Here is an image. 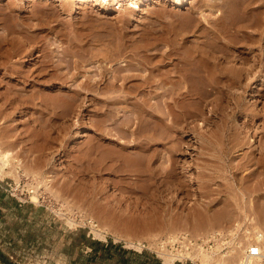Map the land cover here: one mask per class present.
I'll list each match as a JSON object with an SVG mask.
<instances>
[{"label":"rangeland","instance_id":"374dc122","mask_svg":"<svg viewBox=\"0 0 264 264\" xmlns=\"http://www.w3.org/2000/svg\"><path fill=\"white\" fill-rule=\"evenodd\" d=\"M262 45L264 0H0V158L12 153L0 172V255L14 264H169L155 254L160 238L245 223L264 232ZM125 73L139 74L128 85L141 74L166 79L145 104L162 125L148 112L153 126L136 125L140 91H95ZM181 78L188 89L172 92ZM237 139L229 161L220 145ZM141 141L150 168L163 172L154 181L137 177L148 165ZM200 176L211 185H197ZM180 261L170 264H206Z\"/></svg>","mask_w":264,"mask_h":264},{"label":"bare ground","instance_id":"6f19581e","mask_svg":"<svg viewBox=\"0 0 264 264\" xmlns=\"http://www.w3.org/2000/svg\"><path fill=\"white\" fill-rule=\"evenodd\" d=\"M202 13H203V12H202ZM73 27H76V26H73ZM76 28H77V27H76ZM54 29H55V28H54ZM61 29H62V28H61ZM57 30H60V29L57 28ZM57 30H56V31H57ZM52 31H53V30H52ZM62 32H63V31H62ZM62 32H61V30H60V32L58 31L57 33L59 34V33H62ZM66 32H67V31H66ZM53 33H54V32H53ZM55 33H56V32H55ZM57 33H56V34H57ZM65 34H66V33H65ZM65 34H64V32L62 33V35L66 36ZM62 35H61V36H62ZM67 36H68V34H67ZM80 43H81V42H80ZM80 43H79V45H77L78 47L80 46ZM262 43H263V42H262ZM81 44H82V43H81ZM82 45H83V44H82ZM262 46H263V45H262ZM262 46H260V47H262ZM80 47H81V46H80ZM80 47H79V48H80ZM82 47H83V46H82ZM82 47H81V48H82ZM81 48H80V49H81ZM263 48H264V46H263ZM82 49H83V48H82ZM167 53H168V52H167ZM262 53H263V52H262ZM168 54H169V53H168ZM168 54L163 55V58H167V57L169 56ZM64 55H65V52L63 51V52H62V56H60V58L63 59ZM81 55H82V54H81ZM81 55H77V56H76L77 58H74V59L72 58V60H73V64H74V67L77 68V69H79V68L81 67V57L83 56V55H82V56H81ZM257 55H258V56H261L260 53L257 54ZM207 67H208V66H207ZM103 72H105V71L103 70ZM103 72H102V74H103ZM133 74H134V73H133ZM103 75H104V74H103ZM135 75H136V76L138 75L137 78L139 77V74H135ZM135 75L128 74V73H127V74L125 73V74H123V75H119V74H118V75H117V74L115 75V74H114V77H113V78H115V79L112 80V82H111V81H110V82L108 81V83H107V82H104L103 84H101V83L99 84V82H97V84H94L93 87H95L97 90H95V89H94V90L97 91V92H99L100 94H101V93L103 94V92H104V94H105V92H107V91H108V92L110 91L111 93H113L112 91H114V92H115V91H119V93L122 92V94H123L124 91H126V90H131V89H134V90H136V91L138 90V92L140 91V93H142V94L140 95V97L143 96L144 98H142V99H143V100H142V102H143V106H141L142 103H140L139 98H137L139 101H138L137 99H135V100H137V101L140 103V104L137 103L138 106H136V109H137V107H139V105H140L139 109L141 110V111H138V112H140V113H139V115H137L138 121H137V122L135 121V122H136V125H137V124L140 125V126H138V127H142L143 125L145 126V125H146V122H145V119H146V118H147V122L150 124V122H149L150 120H149V119H152V117H153V118H154V117L158 118L157 120H158L160 123H158V121H157V124H161V123L163 124L165 120L162 118L163 116L160 115L161 113L156 114L158 111H157L156 109H154V108H151V109H154L156 113L153 112L154 110L150 111V110H151L150 107L148 108V109H150V110L147 111V107H148V106L145 108V104H147V103H146L147 99H148V102H149V97L151 98V96L148 97V95L153 91L151 88H153V87L156 88V89H163V88H165L166 86H165L164 82H167V81H165L166 79L162 78V80H161V79H160V80H157V79H155V78H151L149 75H148V76H145V75H142V74H141V75H140V77H141L140 79L135 78V79L138 80V81H134V83L131 82L130 85H128V84H127V81H128V80L130 81V79H131L132 77H134ZM136 76H135V77H136ZM104 77H105V76H104ZM120 79H121V83L119 84L118 81H119ZM181 79H182V78H181ZM181 79H180L179 83H176L178 80L175 82V84H177L176 86H173V87H171L172 85L170 86L171 89H172V92H175V93H178V92H179V93H180V92L182 91L183 88L188 89V87H186V85H188V84H186V81H183V79H182V80H181ZM128 83H129V82H128ZM164 86H165V87H164ZM170 87H169V88L167 87L168 90L170 89ZM171 89H170L169 91H171ZM165 90H167V89L165 88ZM131 91H132V90H131ZM136 91H135V92H136ZM127 92H128V91H127ZM127 92H125V93L128 94L129 92H128V93H127ZM78 93H79V92H78ZM115 93H117V95H118V92H115ZM122 94L120 93L119 95H122ZM126 94H125V95H126ZM138 94H139V93H138ZM138 94H137V95H138ZM151 94H152V93H151ZM119 95H118V96H119ZM137 95H136V96H137ZM118 96L113 97V100H114V98L118 99V98H119ZM123 96H124V94H123ZM126 96H128V95H126ZM100 97H101V96H100ZM124 97H125V96H124ZM124 97H123V98H124ZM121 98H122V96H121ZM121 98H120V99H121ZM123 98H122V99H123ZM133 98H134V97H133ZM100 99H101V98H100ZM102 99H103V100H102L101 102H102L103 104H105V103H106V104H105V105H103V104L101 105V103H100V105H101V106H106V105H107V102H109V101H107V99L104 100V98H102ZM109 99H110V98H109ZM111 99H112V96H111ZM111 99H110V100H111ZM122 99H121V100H122ZM129 99H131L130 96H128L127 99H125V101H126V100H129ZM175 99H176V98H175ZM121 100H119V101L122 102ZM131 100H132V99H131ZM131 100H129V102H131ZM135 100H134V101H135ZM150 100H151V99H150ZM117 101H118V100H114V102H117ZM119 101H118V102H119ZM123 101H124V100H123ZM125 101H124V102H125ZM137 101H135V102H137ZM176 101H177V100H176ZM176 101H175V102H176ZM98 102H100V101L98 100ZM114 102H113V104L111 105V107H112V106H115L116 104L118 105V104L120 103V102H119V103L117 102V103L114 105ZM166 102H167V101H166ZM111 103H112V102H111ZM111 103H110V104H111ZM126 103H128V102H126ZM238 103H239V102H238ZM110 104H109V105H110ZM120 104H122V103H120ZM135 104H136V103H135ZM137 104H136V105H137ZM148 105H149V106L151 105L150 102H149ZM169 106H172V105L169 104ZM169 106H168V107H169ZM237 106H238V104H237ZM152 107H153V106H152ZM113 108H114V107H113ZM170 110H171V107H170ZM170 110H169V111H170ZM103 112L106 113V115H107L108 110H107V112H106L105 110H104ZM145 112H148V114L146 113L148 116L150 115V118H149V119H148V117L145 115ZM160 112H161V111H160ZM170 112H171V111H170ZM109 114H111V113L109 112V113H108V116H109ZM162 114H163V113H162ZM102 115L104 116V114H102ZM106 115H105V116H106ZM105 116H104L105 119H103V121H105L106 118H108L107 116H106V117H105ZM111 116H112V118H113V114H112ZM131 118H133V117H131ZM131 118H130V122L132 121ZM154 119H155V118H154ZM154 119H153V120H154ZM135 120H136V119H135ZM113 121H114V120H113ZM115 121H116V120H115ZM127 121H128V119H127ZM122 122H124V121H122ZM122 122H120L121 125H122ZM130 122H129V124H130ZM143 122H144L145 124H142ZM151 122H152V121H151ZM116 123H117V121H116ZM125 123H126V125H128L127 122H125ZM125 123L123 124V125H124V128H122L123 125H122V126L120 125L121 128H120L119 125H117L116 130H117L118 127H119L120 130H122V129H123V131L126 130V132L128 131V133L130 134V132H129L130 128H129V130H127V128H125ZM154 123H156V122H154ZM176 123H177V122H176ZM114 124H115V123H114ZM114 124L112 125V127L114 126ZM117 124H119V121H118ZM149 124H148V126L152 125L153 122H152V124H150V125H149ZM157 124H156V126H157ZM162 124H161V125H162ZM165 124H166V123H165ZM165 124H164V125H165ZM168 124H169V123H167V126H168ZM237 125H238V124H237ZM146 126H147V125H146ZM146 126H145L144 128H146ZM152 126H153V125H152ZM152 126H151V128H152ZM156 126L154 125V128H155ZM170 126H171V124H169L168 127H170ZM103 127H104V126H103ZM112 127H111V128H112ZM115 127H116V124H115ZM129 127H130V126H129ZM172 127H173V125H172ZM174 127H175V126H174ZM174 127H173V128H174ZM111 128H110V130H112ZM135 128H136V127H135ZM142 128H143V127H142ZM142 128H139V129L142 130ZM165 128H166V127H165ZM175 128H176V127H175ZM102 129H103V128H102ZM102 129H101V131H103ZM108 129H109V128H108ZM114 129H115V128H114ZM124 129H125V130H124ZM136 129H137V130H136ZM136 129H135V130H136L135 132L138 134V133L140 132V130H139V132H138V128H136ZM148 129H149V132L152 131V129L150 130L149 127H148ZM156 129H158V128H156ZM166 129H167V131L169 130V128H166ZM104 130H105V128H104ZM106 130H107V129H106ZM110 130H109V131H110ZM170 130H171V128H170ZM107 131H108V130H107ZM107 131H105L103 134L109 133V132H107ZM118 131H119V129H118ZM123 131H122V133H123ZM130 131H131V130H130ZM132 131H133V130H132ZM132 131H131V132H132ZM144 132L148 134V132H146L145 130H142V136H141V134H140L141 137L144 136V135H143ZM153 132H154V130H153ZM168 132H169V131H168ZM124 133H125V132H124ZM140 133H141V132H140ZM154 133H155V132H154ZM132 134H134V133L132 132ZM147 134H145V138H146L145 141H146V142L148 141V140H147V137H148ZM152 134H153V133H152ZM168 134H169V133H168ZM149 135H150V134H149ZM119 136H120V135H119ZM152 136H153V135H152ZM152 136H151V137H152ZM155 136H156V135H155ZM248 136H249V139L254 137L253 134H249ZM121 137H122V136H121ZM151 137H150V138H151ZM153 137H154V136H153ZM156 137H157V136H156ZM156 137H155L154 139L157 141L159 138L157 139ZM159 137H160V136H159ZM109 138H110V137H109ZM115 138H117V137H115ZM145 138H144V139H145ZM150 138H148V139H150ZM201 138H202V137H201ZM113 139H114V138H113ZM144 139H143V140H144ZM152 139H153V138H152ZM152 139H150V140H152ZM154 139H153V141H155ZM203 139H204V138H203ZM108 140H109V139H108ZM117 140H118V139H117ZM141 140H142V139H141ZM161 140H162V138H161ZM233 140H235V138H234ZM124 141H125V144H123V143L121 144V145H122V148H124V150H125L127 147H129V146L131 147V145H129L128 142H127V144H126V139H125ZM118 142H119V141H118ZM138 142L140 143V141H138ZM138 142H137V144H136V143H135V144H136L137 147L139 148L140 153H141V151H145V147H146L147 145H150V142H149V143L147 142V143H148L147 145H144V144H145V143H143L144 141H143V142L141 141V143H142L141 145H140V144L138 145ZM158 142L161 143V141H158ZM158 142H157V143H158ZM162 142H163V140H162ZM239 142H241V139H240V140L237 139V141H235L234 143L232 142V145L229 144V142H225V141H224L223 145H220V146H221L220 148L218 147V148H219V151H220V153H221V155H222L223 157H228L229 161H230V160L232 161V159H231V155H230V152H232L231 149H232V147H233L236 143H239ZM163 143H165V142H163ZM216 144H217V143H216ZM142 145H143V146H142ZM163 145H164V144H163ZM217 145H218V144H217ZM144 146H145V147H144ZM134 147H135V146H134ZM165 147L167 148L166 145H165ZM138 148H137V150H136L135 153L139 155ZM147 149H148V148H147ZM150 149L154 150L155 148H154V149H153V148H150ZM158 149H159V148H157L156 150H158ZM119 150H120V149H119ZM148 150H149V149H148ZM148 150H147V151H148ZM125 151H126V150H125ZM125 151H123V149H122L121 153H124ZM137 151H138V152H137ZM126 152H127V151H126ZM126 152H125V153H126ZM148 152H149V151H148ZM152 152H153V151H151V153H152ZM127 153L129 154V152H127ZM142 153H143V152H142ZM151 153H150V154H151ZM143 154H144V153H143ZM145 154H148V155H145ZM145 154L143 155V157L145 156V157H144V161L147 159V163H148V165L145 164V165H146V166H145L146 168L144 167V170L142 169L143 166H144V164H141V166H139V168L141 167V170H142L143 172H141V170L138 168V169L140 170V172H139V173L137 172V177H138V178H139V177H141V178H142V177H143V178H144V177H145V178H146V177H147V178L150 177V178L148 179V181H149V182H150V181H154L153 178L155 179V177L157 176V173H159V172H161V171L159 170V171L157 172V171L155 170V167L152 165V167H154V170H155V172H156V173H155L156 175L154 174V170L150 168L151 165L149 166V163H150L151 160L154 158V156L152 157V156H151L152 154H151L150 157H149V153H147L146 151H145ZM154 154H156V153H154ZM11 155H12V153L9 152V151H5V152L2 153V155H1V158H2V159L0 158V159H1V160H0V172H5V171H4V170H5V167H4V166H5V164L8 165V164L10 163V160H11V158H12ZM140 155L142 156V154H140ZM140 155H139L138 157H140V159H142V157H141ZM156 155H157V154H156ZM129 156H131V155L129 154ZM150 158H152V159L150 160ZM148 160H149V162H148ZM142 161H143V160H142ZM144 161H143V162H144ZM3 162H4V164H3ZM152 162H153V160H152ZM145 163H146V162H145ZM152 164H153V163H152ZM111 165H113V164H111ZM142 165H143V166H142ZM244 165H245V163L242 162V161H241V162H238V163H236V164L231 163V162H230V164H227V162H224L222 168H223L224 170H228V172H230L229 170H230L231 168H235L236 170H238L240 167H243ZM230 166H231V167H230ZM229 167H230V169H228ZM222 168H221V169H222ZM223 169H222V170H223ZM136 170H137V168H136ZM139 170H138V171H139ZM170 170H171V169H169V170L167 169V170H166V174H167V172L170 171ZM231 170H232V169H231ZM201 171H202V170H201ZM170 172H171V171H170ZM231 172H233V171H231ZM161 173H163V172H161ZM161 173H159V175H160ZM164 173H165V172H164ZM168 173H169V172H168ZM221 173H222V171H221ZM221 173H220V176H221L222 178H225V177H226V174H225L226 172H225V173H222V174H221ZM135 174H136V172H135ZM170 174H171V173H170ZM170 174H169V175H170ZM171 175H172V174H171ZM171 175H170V179H171V177H172ZM223 175H224V176H223ZM154 176H155V177H154ZM162 176L164 177L165 175L162 174ZM166 176H168V174H167ZM166 176H165V178H166ZM173 176H174V175H173ZM210 177H211V175H210ZM210 177H208V178L206 179L205 177L200 176L199 179L197 180V183H196V184H197V185H211L210 181L212 180V178H210ZM165 178H164V181H168V180H165ZM139 179H140V178H139ZM150 179H151V180H150ZM168 179H169V176H168ZM170 179H169V180H170ZM172 179H173V178H172ZM172 179H171V180H172ZM243 179H244V178H243ZM162 182H163V181H162ZM260 182H261V181H260ZM261 183H262V182H261ZM258 184H259V181H258ZM258 184H257V185H258ZM218 185H220V184L218 183ZM254 185H256V183H255ZM204 210H205V209H203V211H204ZM207 210H208V208H207ZM201 211H202V210H201ZM203 211H202V212H203ZM205 211H206V210H205ZM205 211H204V212H205ZM209 211H210V210H208L207 212L209 213ZM198 212H199V211H198ZM204 212H203V214H202V215H204V217H205V216L207 217V215H208V216L210 215L209 217H212V216H213L212 213H211V214H210V213H209V214H205ZM210 212H211V211H210ZM194 214H195V213H194ZM213 214H214V213H213ZM198 215L201 216V212H200V214H197V215H194V216L196 217V216H198ZM204 217L202 218V216H201V219H204ZM209 217H208V218H209ZM198 218H199V216H198ZM198 220H200V219H198ZM243 225H248V224L245 223V224H243ZM231 226H232V225H228V226H226V227H224V228H228V227H231ZM224 228L213 229V230H211V231H208L207 233H208V234H209V233H213V232H216L217 230H221V229H224ZM252 230H253V231H252L253 234H252V233L250 234V232L245 233L243 236H240V234H238V237L240 238L239 243L241 242L242 239L245 240V239H250V238H252V239H256V240H259V241H261V242L264 243V232L261 231L260 229H257L255 226H254V228H253ZM200 235H202V234H200ZM176 236H177V234H176V235H173L174 238H175ZM236 239H237V234H236V233H233V234H232V240H236ZM234 244H235V243H234ZM249 246H251V244H250ZM170 255H173V254H170ZM170 255L168 254V256H164V259H166L167 261H170V263H173L174 260L176 259L177 255H176V254L173 255V256H170ZM197 256L202 260L203 263H206V264H234V262H235V261L233 262V260H235L234 256L223 257V256H221V255H215V254H213L212 252H207V251H202V253L199 254V255H197ZM213 257H215V258H213ZM174 258H175V259H174ZM166 260H165V262H166ZM170 263H169V264H170Z\"/></svg>","mask_w":264,"mask_h":264},{"label":"built area","instance_id":"2783aa9c","mask_svg":"<svg viewBox=\"0 0 264 264\" xmlns=\"http://www.w3.org/2000/svg\"><path fill=\"white\" fill-rule=\"evenodd\" d=\"M252 231V229L249 230L247 225L235 224L213 233L197 236L183 232L177 234L175 238L169 236L158 239L155 244L158 248V253L156 252L155 254L162 259H164V256H168V254H176V258L180 261L181 258H198L197 255L201 254L202 251H207L223 257L234 256L236 257L234 264H264L263 242L250 238L242 239L239 243L240 238L238 234L243 236L247 232L251 234ZM233 233L237 234L236 240H232ZM250 244L251 246H249ZM145 248L153 252L151 247ZM180 262L184 263L183 260Z\"/></svg>","mask_w":264,"mask_h":264},{"label":"trees","instance_id":"16d2710c","mask_svg":"<svg viewBox=\"0 0 264 264\" xmlns=\"http://www.w3.org/2000/svg\"><path fill=\"white\" fill-rule=\"evenodd\" d=\"M1 252V251H0ZM135 256L137 257H145L147 256V253H138L136 251H133L132 252ZM150 260V262L152 261L153 263L156 262V264H161L160 260H156V259H152V258H149L147 261H145L144 264H147L148 261ZM0 261L3 263V264H14V263H11L10 261H7L2 255H0Z\"/></svg>","mask_w":264,"mask_h":264}]
</instances>
